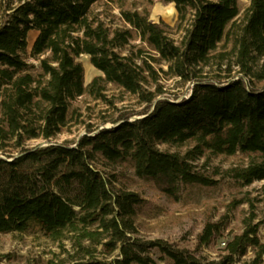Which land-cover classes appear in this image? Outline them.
<instances>
[{"label":"trees","instance_id":"1","mask_svg":"<svg viewBox=\"0 0 264 264\" xmlns=\"http://www.w3.org/2000/svg\"><path fill=\"white\" fill-rule=\"evenodd\" d=\"M105 1L118 4L123 26L96 11ZM125 1L0 0V231L34 220L50 221L54 238L72 233L83 254L60 264H151L152 249L170 264H236L249 246L255 256L241 264H264V215L257 223L250 217L219 260L203 258L165 238L137 236L143 197L110 188L98 166L132 164L138 177L173 199L190 186L216 183L195 169L203 156L247 155L227 176L245 184L264 179V85L255 83L264 80V0L244 8L239 0H163L175 5L179 39L165 21ZM32 30L36 71L25 56ZM81 54L102 72L87 84ZM163 74L192 81L189 95L172 94ZM109 84L145 104L142 116L119 114L112 126L53 142L77 114L72 102L84 95L106 100ZM37 138L49 144L26 147ZM221 230L206 224L199 244ZM86 240L118 253L97 259Z\"/></svg>","mask_w":264,"mask_h":264},{"label":"rangeland","instance_id":"2","mask_svg":"<svg viewBox=\"0 0 264 264\" xmlns=\"http://www.w3.org/2000/svg\"><path fill=\"white\" fill-rule=\"evenodd\" d=\"M244 8L249 0H239ZM125 7L145 10L150 12L154 21H165L169 25V31L173 38L179 39L180 32L176 29L177 10L174 3L163 0H126ZM96 11H101L102 16L110 25L123 26L120 9L115 1H105L97 5ZM38 34L32 30L28 34V53L25 55L35 71L39 68V60L31 54L32 44ZM132 44L145 46L139 39ZM125 53L127 50L124 51ZM78 59L85 69V83H89L93 77L102 74L90 60L88 54H81ZM90 62V65L89 63ZM161 66L167 67L165 63ZM237 66H234V70ZM234 70L232 72H234ZM213 72H211V75ZM225 74V72H221ZM179 78L162 75V83L172 94L178 93L179 97L189 95L193 82H183ZM226 79V78H225ZM224 79V80H225ZM257 86L264 85L263 81H256ZM107 99H94L90 95L79 96L72 102V107L77 114L72 124L60 133L53 142L62 143L65 140H77L89 127L100 129L112 126L111 118L119 114L135 119L142 116L146 109L145 104L137 102V98L129 93H122L119 89L109 84ZM169 96H161L165 98ZM104 119H108L104 122ZM49 144L42 138L29 139L26 147L44 146ZM163 148L166 146L162 145ZM182 147L181 150H185ZM1 156V155H0ZM249 156L235 155H212L203 156L195 161V169L204 171L209 177L216 180L212 186L194 185L184 190L179 198L169 197L162 190L154 186L148 178L138 177L132 164L106 165L98 164L103 174L106 175L110 188L117 191L136 190L143 197L145 204L137 218V236L144 240L165 238L179 246L191 249L198 256L207 259H217L225 253L227 240L232 235L242 233L246 221L251 217L253 223H257L264 215L263 188L264 179L254 180L250 184L227 176V171L233 166L244 165ZM79 209L78 206H76ZM208 223L216 224L222 230L211 239V242L200 245L199 235ZM97 221L90 224L96 228ZM50 221H29L19 224L14 230L0 231V264H60L71 262L73 258L83 254L79 247L74 246L72 233L62 239L54 238L50 230ZM261 240H264V227L259 230ZM108 239V238H105ZM225 241V244L223 243ZM83 245L91 246L93 256L101 260H111L118 251L108 254L102 244H93L84 241ZM95 248V249H94ZM150 256L154 258L151 264H170L169 259L164 258L158 250L152 249ZM255 256L252 246L247 248L244 256H236V264H241Z\"/></svg>","mask_w":264,"mask_h":264},{"label":"built area","instance_id":"3","mask_svg":"<svg viewBox=\"0 0 264 264\" xmlns=\"http://www.w3.org/2000/svg\"><path fill=\"white\" fill-rule=\"evenodd\" d=\"M223 243L225 244V241H223Z\"/></svg>","mask_w":264,"mask_h":264},{"label":"bare ground","instance_id":"4","mask_svg":"<svg viewBox=\"0 0 264 264\" xmlns=\"http://www.w3.org/2000/svg\"><path fill=\"white\" fill-rule=\"evenodd\" d=\"M89 63V65H90V62H88Z\"/></svg>","mask_w":264,"mask_h":264},{"label":"water","instance_id":"5","mask_svg":"<svg viewBox=\"0 0 264 264\" xmlns=\"http://www.w3.org/2000/svg\"><path fill=\"white\" fill-rule=\"evenodd\" d=\"M136 118H138V117H136Z\"/></svg>","mask_w":264,"mask_h":264}]
</instances>
